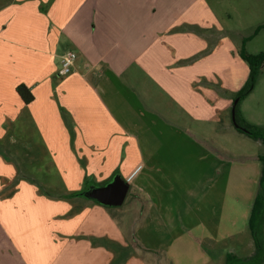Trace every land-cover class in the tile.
Returning a JSON list of instances; mask_svg holds the SVG:
<instances>
[{"label": "crops", "instance_id": "1", "mask_svg": "<svg viewBox=\"0 0 264 264\" xmlns=\"http://www.w3.org/2000/svg\"><path fill=\"white\" fill-rule=\"evenodd\" d=\"M211 1L8 0L0 4V264H121L116 262L117 251L95 246L83 235L100 222L105 232L108 222V234L124 238L117 222L104 214L107 207L89 199L94 203L93 207L88 202L89 208L104 211L101 216L89 208L68 216L71 202L42 193L37 183L24 178L5 197L3 191L22 165L3 141L16 135L15 124L27 123L31 129L35 126L40 138H26V148L35 145L40 157L39 147L46 149L48 159L41 162L58 168L60 187L77 191L86 175L96 174L108 181L118 169L131 184L129 192L137 188L147 200L145 218L137 227L142 230L180 216L171 203L167 208L158 204L157 179L193 188L194 176L179 175L164 161L170 153L164 137L175 135L186 156L184 165L199 169L195 179L210 197V206L204 204L194 213L199 211L200 224L213 223L210 233L190 229L193 238L189 241L198 259L186 264H225L227 253L241 257L255 253L249 217L263 166L259 157L264 152L247 156L242 164L224 163L218 153L221 148L235 155L221 135L234 131V97L248 79L250 67L240 49L236 53L229 48L237 30L232 27L233 12L224 7L223 0ZM262 24L264 20L250 31H242L241 46L244 42L246 50L248 42L264 37V27L258 29ZM246 37L249 39L244 41ZM68 50L76 51L77 58L71 72L60 75ZM20 84L32 92L30 103L18 93ZM252 92L242 100L241 112L249 122L264 126V121L251 118L245 102ZM154 130L157 136L150 135ZM158 149L161 158L155 159ZM234 168L247 170L244 179L235 183L246 189L235 187L231 180L237 172ZM221 178L225 183L229 180L232 189L229 197L221 190L222 201L228 198L229 202L220 205L224 213L219 215ZM34 194L36 200L54 206L50 218L59 224L43 226L40 236L47 245L36 250L38 255L28 249L32 259L26 260L20 238L11 231L6 233L2 213L5 203ZM138 230L135 239L141 248L163 250L171 261H177L175 249L145 243ZM226 238L235 252L220 246ZM84 243L91 244L99 262L80 258ZM48 251L52 257L46 261ZM176 261L173 264H184ZM125 264L140 261L132 254Z\"/></svg>", "mask_w": 264, "mask_h": 264}, {"label": "rangeland", "instance_id": "2", "mask_svg": "<svg viewBox=\"0 0 264 264\" xmlns=\"http://www.w3.org/2000/svg\"><path fill=\"white\" fill-rule=\"evenodd\" d=\"M6 1L8 0H0V4ZM211 3H215L214 0L211 1ZM223 5L225 8L230 9L233 12V18L231 20L232 27L238 31L235 30L234 37L236 39L233 42V45L229 46V48L233 49L237 53L242 43L241 36L245 32L250 31L251 26L256 25L258 22L264 20V0H249L248 6L247 0H223ZM247 50L253 54L264 52V37L248 42ZM162 102H166V100ZM245 102L249 104V113L251 118L257 122L264 121V67L260 70L254 91ZM204 126L205 127L203 128L207 127L206 124H204ZM33 128L34 129H31V124L29 123L21 124L19 126L18 124H15L14 134L16 135L10 134L8 136L9 138L3 141L12 157L22 165L20 168H17L19 172L9 183L10 186H7L3 191L5 193V197L7 194L13 193L16 190L15 184L21 178H24L25 180L37 183L39 190H41L42 193H47L57 200H66L71 202L72 207L67 213L68 216L89 208L88 202L90 201H88L89 199L84 196L79 197L82 199L64 197V195L73 192V190L60 187L62 179L58 168H51L48 165L49 162H44L42 164L41 160L46 161L48 159L47 151L43 146H38L42 150V157L35 154L38 152V148H36L35 145H33L30 149L26 148L25 143H28L26 138L31 137L33 141L34 139L37 140L40 138V134L35 130V126H33ZM231 132L228 131L227 133H222L221 135L224 137V141L233 149V152L235 153V155H232L229 154V151L226 152L225 150L219 148L220 150H218V153L223 156L222 161H224V163L238 162L242 164L245 163L246 159H248L247 156L259 155L264 152V145L262 142L256 141L246 134L237 131L236 128H234V131ZM150 135L157 136V130L151 132ZM164 141L169 142L170 146L169 157H166V160H164L169 165V168H174L176 173L179 175L181 173L187 178L194 176V180L191 181L193 183V188L174 184L165 180L164 178L161 180L157 179V186L155 187V198L159 201V203H157L163 204L164 208H167L170 203L174 205V207H176V209L180 212L178 220L158 221L156 226L151 225L150 228H146L145 230L137 228L145 218L147 212V200L144 194H142L137 188H134L129 192L123 205L117 207H107L108 209H105V212L103 211L104 214L111 218V220L113 219V221L117 222V227L119 226L124 232V238L115 239L113 236L109 235L108 230H110L111 227L107 225L108 222L106 223L105 232H102L104 225L100 222V224L97 225L92 224L90 226L91 231L87 232L88 234H83L87 236L86 238L93 242L95 246H108L117 251L118 256L116 257V262H120L121 264H125L132 254L136 255V258L140 261V264H173V261H176H171L169 255L163 250L149 251L148 249L141 248L139 246L140 243H138L135 239V231L138 229L140 232L139 234L143 236L145 243L166 246L165 248L168 247L172 251L175 249V252L173 253L176 256L177 261H181L184 264H186L188 261L198 259V253L195 252L194 249L195 246L191 241H189L190 238H193L189 232L190 229L191 231L195 229L199 233L203 230H205L206 233H210L213 230V223H211L209 220H206L204 225L200 224V222H198L200 221V218L197 217L199 215V211H197L196 215L194 213V210L201 208L204 204L208 207L210 206L209 195L203 194V191L206 190H201L203 189L199 188L201 183L195 179L199 169L188 168V166L184 165L186 156L183 149L179 147V141L175 135L169 133L166 135V137H164ZM155 143H157V140H155ZM172 144H174V148ZM157 152L158 157H155V159H160L161 152L159 149ZM46 165H48V167ZM234 171H237L233 174V179H231L234 184L238 183L237 181H240V179L243 178V176H246L248 173L246 172L247 170H245V168H234ZM227 173L228 172L225 173V177ZM90 177L97 183H102L105 181L103 178H98L96 174H91ZM225 180L226 179L221 178L219 181L220 185L217 193V200L218 197H220V200H218L219 215L224 213L221 212V206L224 207V203L229 202L228 198L226 201H222L223 197L221 190H225V197H229L230 195L228 196V190L232 189L229 180L228 183H225ZM47 182H50L51 186ZM245 185H247L246 182ZM254 186L256 187L255 184ZM257 186L259 187V184H257ZM84 187L85 183L82 188ZM235 187L246 189L242 188L241 185H237ZM258 187H256V193ZM35 196L37 195L34 194V196H23L12 204L5 203L3 207L4 212L2 213L4 216L3 223L6 233L11 231L20 238L21 245L22 243L24 244V255L26 260L32 259L31 254H27L28 249L38 255L36 250L42 249L45 245H47L46 242H42L43 238L40 236V233L45 230L43 226L48 224L52 226L56 223L59 224L58 221L54 220L55 218H50V216L56 211L54 206L49 203L42 202L41 200H36ZM212 199L214 200L215 198L213 197ZM94 202L97 203L96 201ZM91 204L94 207V203ZM226 205L230 206L231 203H227ZM93 207L90 206L89 211H94V213H97L98 216L103 214V212H100L99 210H93ZM202 217L206 218V216ZM220 222H222V220L218 221V223ZM164 235H166L167 238L163 237ZM77 237L78 236L75 235L74 240ZM219 243L221 247H229L228 251L235 252V250H232L231 245H228L229 243H232L231 240L226 238L222 239V241ZM7 249H10V246H7ZM92 251L93 248L91 247V244L87 246L84 243L80 248L79 256L82 258V260H91L92 263L99 262V258L93 255ZM51 257V251L45 252L44 259H46V261ZM5 259L7 260L8 258L5 257ZM218 260H220V256H218Z\"/></svg>", "mask_w": 264, "mask_h": 264}, {"label": "trees", "instance_id": "3", "mask_svg": "<svg viewBox=\"0 0 264 264\" xmlns=\"http://www.w3.org/2000/svg\"><path fill=\"white\" fill-rule=\"evenodd\" d=\"M262 27H264V24L259 25L258 29ZM248 39L249 37H246L244 41H247ZM239 54L241 58L248 63L250 67V73L245 84L237 91L234 97V100L238 99V102L233 104L235 108V118L233 119V125L239 132L244 133L255 140H261L264 144V126L253 124L246 120L240 109L242 100L245 99L255 89L257 78L261 68L264 65V52H260L258 54L249 53L247 52L243 42ZM17 91L25 103H30L33 100V94L25 84H20L17 87ZM259 158L262 161L263 166L259 179V187L249 217V227L251 229L255 243V253L247 257H241L234 253H227L225 264H264V155L260 156ZM118 172V169L115 170L111 178ZM84 181L85 187L92 183H97L88 175L85 176ZM84 188L66 194L65 197L73 198L84 196Z\"/></svg>", "mask_w": 264, "mask_h": 264}, {"label": "water", "instance_id": "4", "mask_svg": "<svg viewBox=\"0 0 264 264\" xmlns=\"http://www.w3.org/2000/svg\"><path fill=\"white\" fill-rule=\"evenodd\" d=\"M238 99L234 100L236 104ZM233 119L235 118V108L232 110ZM130 183L118 172L104 183H92L84 188V197L94 200L105 207H117L123 205L128 192Z\"/></svg>", "mask_w": 264, "mask_h": 264}, {"label": "built area", "instance_id": "5", "mask_svg": "<svg viewBox=\"0 0 264 264\" xmlns=\"http://www.w3.org/2000/svg\"><path fill=\"white\" fill-rule=\"evenodd\" d=\"M76 58H77L76 51L68 50L62 59V65L59 70V74L60 75L69 74L74 66Z\"/></svg>", "mask_w": 264, "mask_h": 264}]
</instances>
